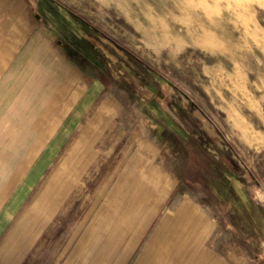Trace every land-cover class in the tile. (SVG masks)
Instances as JSON below:
<instances>
[{"label": "crops", "instance_id": "obj_1", "mask_svg": "<svg viewBox=\"0 0 264 264\" xmlns=\"http://www.w3.org/2000/svg\"><path fill=\"white\" fill-rule=\"evenodd\" d=\"M39 4L0 0V264H264V197L225 179L223 223L176 196Z\"/></svg>", "mask_w": 264, "mask_h": 264}, {"label": "rangeland", "instance_id": "obj_2", "mask_svg": "<svg viewBox=\"0 0 264 264\" xmlns=\"http://www.w3.org/2000/svg\"><path fill=\"white\" fill-rule=\"evenodd\" d=\"M39 8L101 78L124 125L161 153L176 196L223 223L225 179L236 194L264 197V0H40ZM191 141L225 179L186 169L173 149Z\"/></svg>", "mask_w": 264, "mask_h": 264}, {"label": "trees", "instance_id": "obj_3", "mask_svg": "<svg viewBox=\"0 0 264 264\" xmlns=\"http://www.w3.org/2000/svg\"><path fill=\"white\" fill-rule=\"evenodd\" d=\"M191 149L189 150L186 146L185 147H179L178 149H173L174 152L177 154L182 155V159L184 161L183 165H185L186 169H197L196 170V176L199 177L198 180L204 179L207 180V175H212L213 177H217V180L222 181L224 178V174L219 172L218 170H214L215 165L213 163L208 162H202L199 154L198 146L195 148L193 147V142H190ZM178 150V151H177ZM180 152V153H179ZM200 155V156H199ZM182 161V160H181ZM212 164V165H211ZM217 169V168H216ZM218 175V176H217Z\"/></svg>", "mask_w": 264, "mask_h": 264}, {"label": "bare ground", "instance_id": "obj_4", "mask_svg": "<svg viewBox=\"0 0 264 264\" xmlns=\"http://www.w3.org/2000/svg\"><path fill=\"white\" fill-rule=\"evenodd\" d=\"M120 1V0H119ZM135 2V1H134ZM184 3H185V1H184ZM207 3V2H206ZM147 4V3H146ZM187 4V3H186ZM177 6H178V4H177ZM183 6V5H182ZM196 6V5H195ZM195 6H193V7H195ZM127 7V6H126ZM186 7V6H185ZM178 8V7H177ZM189 9V8H188ZM191 9V8H190ZM180 10H182V9H180ZM192 10V9H191ZM198 10V9H197ZM157 11V10H156ZM176 11V10H175ZM138 12V11H137ZM139 12H140V10H139ZM172 12V11H171ZM202 11H200V13H201ZM136 13V12H135ZM140 13H142V12H140ZM199 13V12H198ZM200 15V14H199ZM202 16H204V15H202ZM201 16V17H202ZM140 17V16H139ZM206 17V16H205ZM144 18H146L145 16H144ZM209 18V17H208ZM197 19V18H196ZM146 21V20H145ZM160 22V21H159ZM249 22V21H248ZM144 23V22H143ZM179 24V23H178ZM179 25H181V24H179ZM190 27V26H189ZM193 27V26H192ZM203 27V26H202ZM196 28V27H195ZM203 29V28H202ZM184 30V29H183ZM193 30H194V28H193ZM192 30V31H193ZM178 31H179V29H178ZM167 32V31H166ZM184 32V31H183ZM191 32V31H190ZM189 32V33H190ZM169 33V32H168ZM179 33V32H178ZM195 33V32H194ZM176 34V33H175ZM214 34V33H213ZM187 35V34H186ZM197 35H198V33H197ZM183 37V36H182ZM185 37V36H184ZM187 37H189V36H187ZM215 37V36H214ZM186 38V37H185ZM190 38V37H189ZM179 39V38H178ZM180 39H182V38H180ZM193 39H194V37H193ZM195 40V39H194ZM175 41V40H174ZM182 41H183V39H182ZM192 41V40H191ZM194 42V41H193ZM198 42H196L195 41V44H197ZM189 44V43H188Z\"/></svg>", "mask_w": 264, "mask_h": 264}, {"label": "flooded vegetation", "instance_id": "obj_5", "mask_svg": "<svg viewBox=\"0 0 264 264\" xmlns=\"http://www.w3.org/2000/svg\"><path fill=\"white\" fill-rule=\"evenodd\" d=\"M62 33V32H61Z\"/></svg>", "mask_w": 264, "mask_h": 264}]
</instances>
